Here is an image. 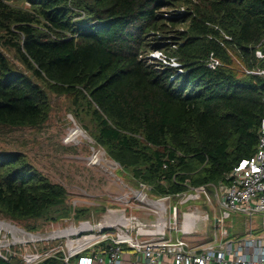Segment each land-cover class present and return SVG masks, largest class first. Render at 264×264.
<instances>
[{"label":"trees","instance_id":"trees-1","mask_svg":"<svg viewBox=\"0 0 264 264\" xmlns=\"http://www.w3.org/2000/svg\"><path fill=\"white\" fill-rule=\"evenodd\" d=\"M21 1L28 7L0 0V47L23 67L0 51L1 127L39 128L47 92L66 97L94 144L155 196L183 193L185 182L210 191L253 157L264 77L250 72L264 71V0ZM154 51L178 68L148 63ZM65 200L25 155L0 154V216L56 222L69 215Z\"/></svg>","mask_w":264,"mask_h":264},{"label":"built area","instance_id":"built-area-1","mask_svg":"<svg viewBox=\"0 0 264 264\" xmlns=\"http://www.w3.org/2000/svg\"><path fill=\"white\" fill-rule=\"evenodd\" d=\"M160 54L155 53L156 58ZM160 61L166 62L164 56ZM250 74L264 77V71ZM141 186L146 192H137L135 198L142 205L139 209L144 221L127 217L125 210L106 209L96 223L81 220L50 224L45 233L32 234L0 223L25 238L18 253L15 247L8 250V245H3L0 259L13 263L12 258L19 256L16 264H40L52 258L63 264H264V222L258 227H245L239 237L229 235L226 229L231 214L245 217L248 223L255 216H264V117L253 157L238 163L223 183L212 186L220 214L214 220L211 239L193 244L186 240L207 221L209 213L192 205L201 197L210 205L207 188H194L185 182L183 193L152 196L149 186ZM209 210L214 211L211 206Z\"/></svg>","mask_w":264,"mask_h":264},{"label":"rangeland","instance_id":"rangeland-1","mask_svg":"<svg viewBox=\"0 0 264 264\" xmlns=\"http://www.w3.org/2000/svg\"><path fill=\"white\" fill-rule=\"evenodd\" d=\"M7 1L10 6L15 8L25 9L28 7L21 0ZM162 13L166 16L173 14L166 10L162 11ZM0 51L11 64L23 69L17 61L13 50L0 47ZM155 53L160 52L154 51L150 53L148 55V63L152 64L156 59L160 61L163 58L161 54L159 58H156ZM161 63L173 68L178 66L175 60L174 64L173 61ZM240 72L242 73V67ZM47 94L51 110L47 121L41 127L16 129L0 126V154L19 153L25 155L28 163L37 172L46 177L52 184L63 187L66 192L65 209L69 211V215L56 222H42L39 220L21 222L0 216V223L10 224L32 234L45 233L44 229L52 227L49 226L50 224L62 225L64 222H80L81 220L74 218L76 211L86 213L85 218L82 220L96 223L106 209L125 210L127 217L133 216L138 221H144L145 217L142 216V212L139 209L142 205L135 197L137 192H146V190L142 189L140 183L134 184L130 172L120 168L118 164L108 158L102 148L94 144L91 136L87 133L92 129L90 127L89 129H83L84 124L79 118L73 116L66 97H58L50 92H47ZM70 131L72 135L69 133ZM210 194H212V189H210ZM151 195L155 196L154 194ZM202 198L204 197H201L196 202V205L203 207L209 213L207 221L204 224H199V228L205 231L201 232L198 229L192 237H187L186 240L189 244L204 239H211L214 220L219 218L220 210L216 196H213V198L210 196V205H207L206 201H202ZM210 206L214 211L209 210ZM234 218L235 215L231 214L230 218L226 220L228 225L226 229L229 235H236V232H239L238 230L242 227V225L235 223ZM261 219V216L253 218L255 221H261ZM243 222L244 218L240 223ZM230 225L233 227L230 228ZM254 226L258 227L257 223L251 221V223H246L244 228ZM240 231H243V227ZM216 232L219 233V231ZM24 240L25 238L17 234L15 230L4 229L3 225H0L1 253L4 252L2 251L4 250L3 245H8V250H12L15 247V252L18 253L19 249H22V245H24L20 242ZM24 247L27 251H31L28 246ZM41 249L42 247H40ZM43 251H45L44 247ZM12 260L16 264L20 257H13Z\"/></svg>","mask_w":264,"mask_h":264},{"label":"crops","instance_id":"crops-1","mask_svg":"<svg viewBox=\"0 0 264 264\" xmlns=\"http://www.w3.org/2000/svg\"><path fill=\"white\" fill-rule=\"evenodd\" d=\"M211 188H212V186H211ZM210 189V188H209ZM209 193V196H211V198H213V196H215V194H216V192L214 191V189L212 188V194H210V191L208 192ZM199 201V200H198ZM198 201H196V202H198ZM202 201H203V198H202ZM196 202H193L192 203V205L194 206V207H198V205H196ZM198 208H200V209H204L203 207H198ZM244 218V222L242 223V227H243V231H244V226L246 225V223H248V220L245 218V217H243ZM252 222H254V223H256V221L255 220H252ZM242 227H241V229H242ZM242 231V232H243ZM241 232V233H242Z\"/></svg>","mask_w":264,"mask_h":264},{"label":"bare ground","instance_id":"bare-ground-1","mask_svg":"<svg viewBox=\"0 0 264 264\" xmlns=\"http://www.w3.org/2000/svg\"><path fill=\"white\" fill-rule=\"evenodd\" d=\"M69 133L72 135L71 131ZM73 140H75V139H73Z\"/></svg>","mask_w":264,"mask_h":264}]
</instances>
